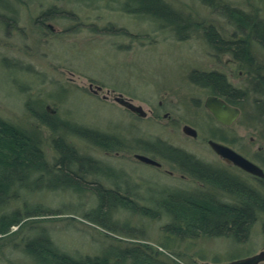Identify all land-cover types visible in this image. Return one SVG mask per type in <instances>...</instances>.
I'll list each match as a JSON object with an SVG mask.
<instances>
[{"label": "rangeland", "instance_id": "1", "mask_svg": "<svg viewBox=\"0 0 264 264\" xmlns=\"http://www.w3.org/2000/svg\"><path fill=\"white\" fill-rule=\"evenodd\" d=\"M163 1L196 23L183 37L147 13L127 12L125 0H0V119L37 133L51 170L31 172L25 187L15 184L14 193L1 198L0 213L18 209L23 221L0 235V264H35L24 246L43 234L53 248L76 258L139 247L157 264H223L264 251V208L255 206V220L241 240L199 230L189 236L184 216L174 212L180 199H191L177 196L201 197L197 191L213 202L240 200L233 186L230 191L204 182L181 166L187 165L181 159L185 154L264 197L259 181L264 178V119L255 113L256 95L233 105L192 78L218 72L237 89L252 88L249 71L259 67L264 73V46L248 31L242 33L252 63L240 64L230 52L213 47L205 27L236 39L225 7L264 21V0ZM117 96L145 114L122 105ZM208 96L237 107V117L230 124L217 120L205 105ZM37 115L104 133L117 143L105 149L95 138L59 124L51 128ZM185 126L197 134L187 133ZM60 136L91 160L82 177L52 180L51 173L60 175L53 143ZM211 140L259 166L263 175L218 153ZM97 187L119 194L104 205L109 220L91 212L98 205ZM27 212L38 215L24 217ZM92 219L110 221L113 228ZM110 260L150 264L129 253Z\"/></svg>", "mask_w": 264, "mask_h": 264}, {"label": "trees", "instance_id": "2", "mask_svg": "<svg viewBox=\"0 0 264 264\" xmlns=\"http://www.w3.org/2000/svg\"><path fill=\"white\" fill-rule=\"evenodd\" d=\"M123 8L127 12H141L151 15L154 20L172 26V29L177 31L179 37H183L185 31H188L196 24L195 22H191V19L182 16L163 0H125ZM225 8L227 9L225 12L226 17L235 25L236 34L234 33V37L237 36V38L226 40L216 29L205 27L207 39L212 43L213 47L230 52L240 64L243 62L250 64L252 63V57L248 51L247 40L244 39L242 33L248 31L252 38L264 46V21L260 20L257 16L253 17L248 15L241 9L227 6ZM238 34H241V37H238ZM249 73L253 74V78L251 81L252 88L248 90L233 87L226 80L225 75L218 72L196 73L192 78L204 88L209 89L212 94L223 97L233 105H241L249 93L256 95L254 99L255 113L258 118L264 119V73L259 67L256 68L255 73H251V71ZM37 117L43 121L48 120V125L51 128H55L59 124L57 119L52 117V119H45L43 115H37ZM60 123L59 125H62L65 129H73L77 134L95 138V141L99 145L104 146L105 149H109L116 142L115 140L113 141V137L105 135L104 133L91 131L82 127L73 126L72 128V125L68 122L63 123L61 121ZM40 142V136L34 131L22 129L0 119V201L10 191L14 193L13 186L15 184L25 187L24 182L27 183L26 178H28L31 172H36L39 175H41V172H51L50 167L48 168V165L43 160ZM53 143L54 148L59 153L56 162L58 167L56 170L60 172V175L51 173L54 176L52 180H62L63 176L68 178L70 176L82 177L84 174L83 170L86 168L85 164L91 160L86 156H79L76 149L61 136L55 138ZM181 159L184 161L187 160V165L180 162L181 166L191 171L195 177L197 176L204 182L208 180L209 182L228 188L230 191H232L233 186L234 191L236 190L240 196L239 202L231 204L213 202L203 191H197L200 192L199 195L201 197H197L198 195L194 192V194L191 193L192 196L189 194L177 196L179 198H191L188 199L189 203H184L183 201L186 200L180 199L178 204H176V209L178 210H174L175 213L178 212V214L184 216V222L188 223L185 227L188 235H198L197 232L203 231L209 236L229 234L230 237L239 240L245 239L249 226L256 217L255 206L264 208V197L253 188L241 185L238 181L232 180L230 177H224L219 169L211 168L201 162L190 159L186 154ZM89 164H92V162H89ZM259 181L264 186V178L259 179ZM97 188L100 190L98 193V205L91 212L104 213L103 217L109 220L106 217L109 214V210L104 205L119 197V194L114 190H105L101 187ZM35 211L39 213V211L46 212L47 210L40 209ZM32 215L38 214H30L27 212L24 214V217L28 218ZM92 220L108 229L112 230L113 228L111 223H109L110 221L106 223L104 222L105 220ZM22 221L23 215L18 209H13L7 213H0V235L9 233L11 226H22ZM24 247L25 252L31 255L35 264H111L110 259L112 256L118 254V257L121 255V257L125 258L128 256V253L135 261L140 259L139 263L148 260L150 264H157L150 257H147L145 252L139 247L122 249L118 251L119 253L114 254L107 252L102 255L76 258L53 248L50 239L45 234L31 237Z\"/></svg>", "mask_w": 264, "mask_h": 264}, {"label": "water", "instance_id": "3", "mask_svg": "<svg viewBox=\"0 0 264 264\" xmlns=\"http://www.w3.org/2000/svg\"><path fill=\"white\" fill-rule=\"evenodd\" d=\"M117 101H119L122 105L128 107L132 111L139 113L140 115H144V111L142 107L135 106L131 102L117 97ZM206 107L212 112L215 118L223 123L230 124L238 115L239 109L237 107H233L228 105L225 101L217 96H208L205 102ZM184 130L192 135H196L197 132L195 129L191 128L190 126H185ZM210 145L221 155L227 157L228 159L233 160L236 164L240 165L244 169L256 174V175H263V170L254 164L253 162L249 161L245 157L241 156L231 148L224 146L220 143L210 141ZM140 159L146 162H154L152 159L147 158L146 156L139 155ZM264 260V251H260L257 254H253L246 258H240L236 260H231L227 263L223 264H258L260 261Z\"/></svg>", "mask_w": 264, "mask_h": 264}, {"label": "bare ground", "instance_id": "4", "mask_svg": "<svg viewBox=\"0 0 264 264\" xmlns=\"http://www.w3.org/2000/svg\"><path fill=\"white\" fill-rule=\"evenodd\" d=\"M99 87V86H98ZM96 92V91H95ZM118 97V96H117ZM117 97H115V99L117 98ZM218 97V96H217ZM121 98H123V97H121ZM124 99V98H123ZM127 101H128V99H126ZM130 102V101H129ZM132 103V102H131Z\"/></svg>", "mask_w": 264, "mask_h": 264}]
</instances>
